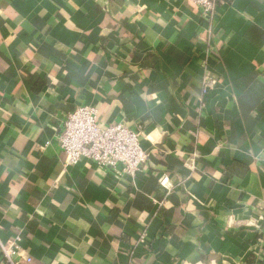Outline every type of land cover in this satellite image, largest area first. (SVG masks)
Returning <instances> with one entry per match:
<instances>
[{"label":"crops","instance_id":"0c3cea01","mask_svg":"<svg viewBox=\"0 0 264 264\" xmlns=\"http://www.w3.org/2000/svg\"><path fill=\"white\" fill-rule=\"evenodd\" d=\"M206 30L189 0H0V247L21 237V264H264V0H220ZM58 104L143 133L145 172L67 167Z\"/></svg>","mask_w":264,"mask_h":264},{"label":"built area","instance_id":"2783aa9c","mask_svg":"<svg viewBox=\"0 0 264 264\" xmlns=\"http://www.w3.org/2000/svg\"><path fill=\"white\" fill-rule=\"evenodd\" d=\"M201 12L206 31L211 32V26L217 18V9L220 0H189ZM218 81L210 74H206L202 82L200 101L204 102L207 96L215 89ZM55 141L60 150L66 154V166L73 167L82 159L96 163L101 169L111 172L117 181L124 178L135 180L145 172L149 161V154L142 146V136L139 130H133L125 124H103L99 118L98 110L89 105L78 107L75 112L64 118L55 128ZM197 158L194 155V159ZM189 170L195 169L194 160L186 163ZM170 178L164 174L160 177V184L165 189L171 188ZM264 215L250 225L264 233L262 229ZM21 237L7 244H1L0 251L3 264H21L18 261ZM146 242V236L140 239ZM260 247V245H259ZM261 247L259 248V250ZM260 259H264V248L261 249ZM32 260L28 258L30 263ZM1 264V263H0Z\"/></svg>","mask_w":264,"mask_h":264},{"label":"water","instance_id":"95a60500","mask_svg":"<svg viewBox=\"0 0 264 264\" xmlns=\"http://www.w3.org/2000/svg\"><path fill=\"white\" fill-rule=\"evenodd\" d=\"M56 108H58V109H61L63 112H65V113H67V114H69V113H73V112H75V110H76V106L75 105H61V104H58L57 106H56Z\"/></svg>","mask_w":264,"mask_h":264}]
</instances>
